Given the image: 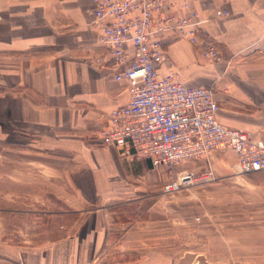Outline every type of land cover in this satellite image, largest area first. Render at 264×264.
<instances>
[{
	"label": "crops",
	"instance_id": "crops-1",
	"mask_svg": "<svg viewBox=\"0 0 264 264\" xmlns=\"http://www.w3.org/2000/svg\"><path fill=\"white\" fill-rule=\"evenodd\" d=\"M168 1L176 2L173 11H188L179 5L183 0ZM186 1L203 20L200 36L215 42L220 59L203 57L180 37L166 43L160 73L172 69L186 85H212L217 118L264 137V0ZM92 6L91 0H0V181L10 183L7 190L0 188V202L10 193L15 214L32 201L41 208L56 202L57 210L37 213L61 223L25 232L24 242L16 244L5 238L0 209V264H178L182 259L176 203L170 201V215L161 217L154 194L153 216H119V209L141 204L147 190H159L164 177L149 159L97 142L106 115L129 95L125 82L114 80V69L100 62L104 48L96 41ZM217 9L227 13L217 16ZM230 152L211 153L204 162L221 167L222 155ZM229 156L235 166V154ZM69 214L75 219L68 221ZM208 217L194 226L188 216L186 230L196 236L204 232L215 264H237L243 257L242 225L264 239V220L226 223L218 215ZM226 229L233 237L227 259ZM261 244L249 247L246 264H264Z\"/></svg>",
	"mask_w": 264,
	"mask_h": 264
},
{
	"label": "built area",
	"instance_id": "built-area-1",
	"mask_svg": "<svg viewBox=\"0 0 264 264\" xmlns=\"http://www.w3.org/2000/svg\"><path fill=\"white\" fill-rule=\"evenodd\" d=\"M91 1L96 41L104 48L100 62L114 69V80L125 82L129 95L97 129L99 146L122 149L149 159L153 169L167 170L171 180L163 185L165 193L213 181L209 166L198 172L175 169L210 153L231 150L241 174L264 170V137L221 122L212 86H189L178 71H159L166 60V43L180 37L200 48L203 57L220 59L215 44L200 36L203 20L188 1L179 3L188 10L184 14L172 10L175 1ZM226 13L215 11L217 16Z\"/></svg>",
	"mask_w": 264,
	"mask_h": 264
},
{
	"label": "rangeland",
	"instance_id": "rangeland-1",
	"mask_svg": "<svg viewBox=\"0 0 264 264\" xmlns=\"http://www.w3.org/2000/svg\"><path fill=\"white\" fill-rule=\"evenodd\" d=\"M213 43L215 44V42ZM226 151H223V153ZM229 154L232 155V151L222 155L225 164H221V167L217 165L218 162L216 161H214L212 165L205 163L204 160H207V158H203L190 165V167H186L192 172H198L209 166L213 171L214 180L203 184L185 186L173 192L165 193L162 190L163 185L171 180L168 171L164 168L154 169L158 175L164 177V179H161L162 185L160 189L157 191L151 189L147 190L144 193V198H142L144 202L141 201V204H136L134 207L119 209V211H121L119 216H121V218L129 217V219L138 215L141 217L153 216L154 210H152L153 208L151 207V200L155 194V197L159 196L158 198H160V209H155V211H159V215L167 219L170 215L169 202L172 201V203H176V209L173 210V214L177 217L178 221L177 251L178 254L182 256V259H177L178 264H215L216 256L211 254V247L209 245L204 246V232L196 236L194 232L188 229L186 230L185 221L188 220V216H191L194 226L206 222L209 218L208 216L212 215L225 218L226 223L233 219L247 223L264 220V170L244 174L238 173L235 166L232 165V156H229ZM181 166L182 165H178L175 169L180 170ZM9 184L7 180L0 181V188L7 190L10 188ZM5 194L6 196H4V193L1 195L7 198H2L0 202V206L5 208L0 209L3 222V224H1V229L7 241L21 244L24 242L23 240L26 236L25 232L29 234L30 232H36L42 229H55L61 224L58 223L56 219H53V221L49 220V214L46 212H44L45 214L37 213L41 209L45 211L57 210L56 202L49 203L41 208L35 207V202L32 201L29 203L31 205L22 208L23 212L15 214L12 212L14 211V202H11L9 199L10 193ZM12 197L14 198L13 195H11V198ZM10 203L12 206H10ZM139 205L140 207L138 208L137 206ZM143 209L144 211L141 212ZM75 217L76 215L69 214L68 221L75 219ZM66 224H68L66 226H69V223ZM251 228L252 226L249 224L242 225L240 249H242L241 254L243 257L237 260V264H246L248 261L245 259V255L249 253V247L252 249L256 243L263 244L264 242L263 238H256ZM225 239L224 258L227 259L231 258L228 253L233 242L232 234L227 229ZM34 242L39 241L35 240ZM222 263L227 264L225 260Z\"/></svg>",
	"mask_w": 264,
	"mask_h": 264
},
{
	"label": "bare ground",
	"instance_id": "bare-ground-1",
	"mask_svg": "<svg viewBox=\"0 0 264 264\" xmlns=\"http://www.w3.org/2000/svg\"><path fill=\"white\" fill-rule=\"evenodd\" d=\"M236 168V167H235Z\"/></svg>",
	"mask_w": 264,
	"mask_h": 264
}]
</instances>
